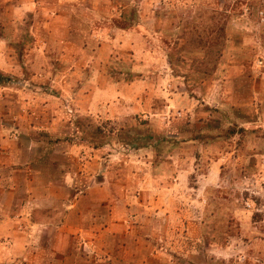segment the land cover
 Wrapping results in <instances>:
<instances>
[{"label": "rangeland", "instance_id": "obj_1", "mask_svg": "<svg viewBox=\"0 0 264 264\" xmlns=\"http://www.w3.org/2000/svg\"><path fill=\"white\" fill-rule=\"evenodd\" d=\"M132 27L135 48L156 55L154 107L171 82L197 104L176 124L191 171L173 172L175 190L171 169L152 176L136 158L143 143L152 162L168 159L165 119L95 120L76 105L85 82H135L129 46L64 82L90 61L73 58L78 46L95 56L92 40ZM6 56L16 59L0 69V137L12 139L0 138V264H264V0H0V66ZM167 61L181 78L164 76ZM87 152L97 161L85 167Z\"/></svg>", "mask_w": 264, "mask_h": 264}, {"label": "crops", "instance_id": "obj_2", "mask_svg": "<svg viewBox=\"0 0 264 264\" xmlns=\"http://www.w3.org/2000/svg\"><path fill=\"white\" fill-rule=\"evenodd\" d=\"M72 19L71 16L68 17L67 24L68 27L72 25ZM137 32L135 31V27H132L130 29H124L121 31H118L116 35H112L110 37H104L100 34L99 40H92V43H98V49L96 52V55H91V53L86 52L85 50L83 51V47L78 46V52H76V56L73 57L75 60H77V55L80 54L81 56L84 55L83 59H87L89 57L90 61L89 63L85 66L84 69H81V66L76 67L75 69H70L66 70L64 72V82L67 83L68 81L74 82L75 77H79V75L84 74L83 72H91L93 70H96L98 67H103L105 63L104 58H103V53L107 51L108 48L112 46H120V47H130V50L133 51L131 55H134L133 59H131L132 62V67L129 66L130 68L128 70H131L129 73V77H132L133 80L135 78V82L131 80V82H126L125 81H112V83H109L107 86H101L95 89V86L92 85L89 82H85L84 85L79 89L80 92H86L87 94L85 95L86 98L84 101H82V104L77 100L76 105H78L83 112L89 113L91 117H93L95 120L96 117H99L101 119H110L111 117H114L118 121H129L133 122L138 120L139 117H143L144 119H151L153 121L154 115H159L160 118L165 119V125L168 126L167 130V136H164L163 140L167 142L166 146L167 149L166 151L168 153V159L163 160L161 163H155L152 162V159L149 157H146V155L143 153L144 150H147L144 146L145 144L141 143L137 149L141 154L137 155V163H140L139 167H143V165L146 167L145 169L147 171H151L150 175L154 174L155 176L157 175V172L161 171L162 169H171V174L172 178H170L173 183H176L171 190L178 189V187L181 186V183H178L179 178L176 177L175 174H173L174 171L179 172V175L185 176L187 173H189L190 167L189 165H186L187 162H182L181 157L179 156L180 150L182 149V145L186 144L185 139L186 138L184 134L185 128L183 126H177L176 124L178 123L177 121H180L184 117V115L189 112L193 111L196 108V101L192 100L189 96L188 93L184 90L182 86H179L175 84L174 82H171L167 85V87L164 89V97L166 98L165 101L163 102V109L154 107L156 105L155 99H150L151 95L149 94V91L151 89V84L148 83L149 81V74L151 73V67L153 66V61H155V52H151L150 50L143 49L141 51L137 50L135 48V34ZM69 41V40H67ZM70 43L71 40L69 41ZM73 44V43H72ZM87 50V49H86ZM99 50V51H98ZM88 53V54H87ZM16 59L15 56H6L5 59L2 58V66H0V69L6 70L5 73L9 70L8 62L13 63L12 59ZM103 62V63H102ZM167 66L165 65L163 67L164 69V76L169 77L172 76L173 79H178L181 78L180 75H175L174 70L170 67L171 61H167ZM6 65V66H5ZM4 67V68H3ZM58 73V72H57ZM95 73V71H94ZM144 74V76H143ZM91 75V73L89 74ZM171 78V77H170ZM173 80V81H175ZM93 82V81H92ZM94 83V82H93ZM131 83V84H130ZM83 84V82H81ZM182 84V83H181ZM135 87V95L132 100H129L125 95V90L126 89H133ZM113 91L117 93L115 98L117 100H114L115 102L109 103L106 99V95H108L109 91ZM97 91V92H96ZM108 91V92H107ZM80 92L78 95H76V98L80 96ZM114 96V95H113ZM117 101V102H116ZM263 101V100H262ZM232 102L231 100L228 101L227 105L229 107H232L235 105V103H230ZM109 110H112V112L108 115L107 112ZM161 109V112H160ZM107 110V111H106ZM234 110V109H233ZM106 113L104 114V112ZM135 111V112H132ZM158 111V112H156ZM130 113H135V117L129 118ZM158 113V114H154ZM108 115V116H107ZM236 113H232V111L229 112V118H235ZM261 119V117H259ZM112 119V118H111ZM149 120V121H151ZM219 123V122H218ZM248 125L249 123H245L244 125ZM236 128V127H235ZM235 134V133H234ZM6 135V137H4ZM153 136V135H152ZM151 135L145 136V139L148 140L147 144H150L153 142V144H158V141H154L153 137ZM13 137H16V134L13 135ZM6 144H9V141H12L11 137H9L7 134H2L0 137ZM144 136L140 137L139 140L141 142L143 141ZM171 141V142H170ZM83 146L86 149H93L94 150H103L104 148L101 145H92L90 141H82ZM190 142L194 143L193 147H196V143L198 142L197 140H191ZM78 151V150H77ZM76 151V153H77ZM148 154L150 152H147ZM91 154L87 152V154H84V158L86 161L83 164H86L85 167H87L89 164H92L93 162H96V158L93 159V161L90 160ZM151 157V156H150ZM91 161V162H90ZM162 166V168H159ZM220 163H211L213 169L214 167H218ZM165 165V166H164ZM166 167V168H165ZM220 167H222L220 165ZM89 168V167H88ZM196 169V168H195ZM193 171H196V170ZM214 171V170H213ZM216 172V171H214ZM163 173H166V171H163ZM149 174V173H148ZM153 176V175H152ZM161 181H163L161 179ZM166 180L165 182H167Z\"/></svg>", "mask_w": 264, "mask_h": 264}]
</instances>
